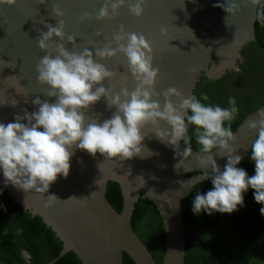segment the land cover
Wrapping results in <instances>:
<instances>
[{
    "label": "water",
    "instance_id": "1",
    "mask_svg": "<svg viewBox=\"0 0 264 264\" xmlns=\"http://www.w3.org/2000/svg\"><path fill=\"white\" fill-rule=\"evenodd\" d=\"M104 2L16 0L12 5L0 4V122H12L15 114H23L25 108L32 111L31 100L38 95L48 99L44 95L47 86L38 81L36 66L52 51L54 42L63 43L70 51L88 48L95 52L110 42L117 47L113 36L121 26L127 32L142 34L151 44L153 66L159 69L155 89L163 104V93L170 87L188 96L193 94L201 75L215 80L227 70H238L236 61L242 59V48L255 39L258 5L250 0H234L239 8L234 14L221 7L230 0H146L140 17L131 14L125 4L117 14L97 19ZM54 7L60 8L63 16L57 17ZM85 13L89 16L84 17ZM61 19L64 39L54 37L48 42V50L41 49L38 40L47 25L58 26ZM69 35L75 37V46L68 41ZM95 59L113 71V77L103 81L113 94L122 88L129 92L135 89L137 82L123 53ZM260 109L264 105L247 115L233 131L232 146L243 159L257 134V130L247 127V122L258 119ZM83 111L90 122L97 117L110 118L115 107L109 108L106 98L101 97L94 108ZM158 127L170 130L165 121H160ZM155 131L151 124L145 125L142 153L131 159H106L100 153L93 157L76 148L69 175L58 177L47 193L5 187L0 174V184L11 198L32 215L41 216L62 241L59 255L46 264H53L69 251L82 264H123V253L134 264H158L131 225L134 205L140 197L153 201L163 221L165 245L160 264H185L181 199L203 181L202 169L195 155L197 150L185 155L183 145L176 149L161 142ZM216 159L223 168L226 158ZM191 172L194 174L188 176ZM108 181L119 185L120 212L105 196ZM49 195L58 199H50Z\"/></svg>",
    "mask_w": 264,
    "mask_h": 264
},
{
    "label": "clouds",
    "instance_id": "2",
    "mask_svg": "<svg viewBox=\"0 0 264 264\" xmlns=\"http://www.w3.org/2000/svg\"><path fill=\"white\" fill-rule=\"evenodd\" d=\"M4 3L12 5L16 0H0V4ZM145 3L146 0H105L97 19L117 14L125 4L131 14L140 17ZM250 3L264 8V0H250ZM221 7L229 14L239 10L234 0ZM54 12L57 17L63 16L58 7H54ZM259 19L264 21V13ZM63 26L62 19L58 26L48 24L38 40L39 47L48 50V42L54 37L62 41ZM67 39L75 46L74 36ZM113 40L117 47L113 48L110 42L95 52L88 48L70 51L63 43L54 42L52 51L40 58L36 66L38 81L47 86L44 95L48 99L38 95L31 100L32 111L25 108L23 114H15L12 122H0V174L4 186L47 193L58 177L69 175L70 159L76 148L86 150L93 157L100 153L106 159H131L142 153L145 138L142 129L151 124L161 142L176 149L182 142L185 155L192 151L193 138L198 145L195 155L202 179L210 181L212 187L194 195L193 214H231L245 206V193L252 189L264 216V109L258 110V119L247 122L250 130H257L249 155L254 174L249 175L245 168L238 167L243 157L231 143L235 140L231 122L239 112L234 97H229V107L225 108L205 103L209 100L206 94L184 96L170 87L164 91L161 104L160 93L155 89L159 69L153 66L150 42L142 34L127 32L123 26ZM117 53L126 57L128 70L137 82L131 92L122 88L113 94L103 84L114 73L95 57L104 59ZM101 97L106 98L109 108L115 107V112L110 118L97 117L89 122L83 110L94 108ZM160 121H165L170 130L159 128ZM217 156L226 158L223 168L217 163ZM49 198L58 199L55 195Z\"/></svg>",
    "mask_w": 264,
    "mask_h": 264
},
{
    "label": "trees",
    "instance_id": "3",
    "mask_svg": "<svg viewBox=\"0 0 264 264\" xmlns=\"http://www.w3.org/2000/svg\"><path fill=\"white\" fill-rule=\"evenodd\" d=\"M264 8L258 5L254 24L255 39L245 44L238 70H227L220 78L199 77L193 94H206L205 103L229 107V97H234L239 108L231 122L234 131L242 120L264 105V21L259 19ZM192 128H189L191 134ZM182 145V142H181ZM192 149L198 150L195 139ZM250 152L238 167L254 174ZM194 174L188 173V176ZM212 187L210 181L196 183L181 199L185 232V264H264V216L262 205L255 202L253 191L245 193V206L233 213L214 212L212 215H195L191 209L194 195ZM0 188L3 185L0 184ZM105 196L118 211L122 208V195L117 182L108 181ZM0 264H46L56 258L63 243L42 217L32 215L15 202L6 190L0 194ZM131 225L147 247L154 260L160 264L164 254V226L152 200L140 197L134 205ZM27 252L28 262L22 252ZM53 264H82L77 255L69 251ZM123 264H134L123 253Z\"/></svg>",
    "mask_w": 264,
    "mask_h": 264
},
{
    "label": "flooded vegetation",
    "instance_id": "4",
    "mask_svg": "<svg viewBox=\"0 0 264 264\" xmlns=\"http://www.w3.org/2000/svg\"><path fill=\"white\" fill-rule=\"evenodd\" d=\"M237 61H239V60H237ZM237 61H236V62H237ZM236 65H237V63H236ZM22 255H23L24 259H26L27 262H28L29 256H28L27 252L23 251V252H22Z\"/></svg>",
    "mask_w": 264,
    "mask_h": 264
}]
</instances>
